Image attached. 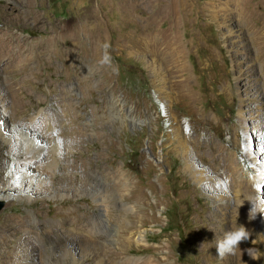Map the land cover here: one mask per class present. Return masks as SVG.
<instances>
[{"label": "rangeland", "instance_id": "rangeland-1", "mask_svg": "<svg viewBox=\"0 0 264 264\" xmlns=\"http://www.w3.org/2000/svg\"><path fill=\"white\" fill-rule=\"evenodd\" d=\"M155 1L0 0V264H264V0ZM56 120L75 138L53 151ZM33 132L46 158L23 165Z\"/></svg>", "mask_w": 264, "mask_h": 264}, {"label": "bare ground", "instance_id": "bare-ground-1", "mask_svg": "<svg viewBox=\"0 0 264 264\" xmlns=\"http://www.w3.org/2000/svg\"><path fill=\"white\" fill-rule=\"evenodd\" d=\"M152 0H129V2L131 4H136V3H142V4H147L148 2H150ZM155 1V0H154ZM168 1V4L170 5H173V4H176V2H178V0H167ZM244 1L245 0H226L225 5L223 4H217L216 2H212L210 1L209 4H208V7H210V10L211 12L214 14V16H218L219 15V11H223L227 17H231V16H235V15H238L240 16L242 19H243V4H244ZM156 2V1H155ZM189 2V0H184L182 1V5L185 7V5ZM182 6V8H183ZM188 6V5H187ZM212 7V8H211ZM214 7V9H213ZM168 9V8H167ZM171 11V10H170ZM175 11V10H174ZM239 17V18H240ZM239 21H241L239 19ZM77 22H72L71 24V27L67 26L69 28V31H76L77 29ZM154 31V30H153ZM65 32V31H64ZM143 38V37H142ZM77 39V38H76ZM146 39V38H145ZM75 41V40H74ZM8 42H11V43H15V40L14 38L12 39L11 37L9 39H7L4 43L7 44ZM150 42H153L154 44H157L159 42V40L156 38L154 39L153 41H147L145 42V44H147L148 48H149V45H150ZM4 44V45H5ZM144 44V46H145ZM14 46L13 48H10L8 50V54L6 55L8 58H10L11 60L14 59V53H15V45H12ZM5 49V48H4ZM3 49V50H4ZM3 88V90H5V87L3 86V81L0 82V89ZM7 108L8 110L10 111L11 108L10 106L7 105ZM58 120V119H57ZM54 123H46L45 124V130L47 132V137L48 140H50V142L52 141L54 144H53V151H58V141H59V138L61 137H66L67 139L68 138H75L73 134H69V128L67 129L66 128V124L63 123V122H59L57 121ZM20 123V122H18ZM85 130V129H84ZM264 130V129H263ZM263 130L259 131L258 133V139L260 140L261 142V145L263 146L262 148H264V133H263ZM45 132V133H46ZM69 132V133H68ZM72 133V132H71ZM76 136V135H75ZM41 138V136H40ZM43 139V138H42ZM56 139V140H55ZM29 145H30V152L27 154V153H24V151L22 150L20 153H19V156H23L24 157V161H23V165H27V164H32V163H40L42 162L43 159L46 158V154H47V151H43V148H44V143H42V140L39 139V135L36 133V132H33V134H31V139L28 141ZM42 145V147H38ZM47 150V149H46ZM20 151V150H19ZM68 150L66 151V155L64 157H67L68 156ZM19 157V158H20ZM18 163H20V161H18ZM235 163V162H234ZM55 165V163H52V166ZM45 168V166H44ZM48 168V167H47ZM48 170V169H47ZM264 173V172H263ZM263 173H262V177L260 178H257V182L259 183V187L257 186L256 188H253L252 190L254 191V193H260V190H261V185L264 184V178H263ZM93 176V175H92ZM98 177V175H96ZM96 177V178H97ZM95 178V177H94ZM97 183H96V187L95 189H93V196L99 200H103L105 199V194H103L104 190H105V182L101 177L97 178L96 179ZM95 184V183H94ZM245 188L239 183V181L237 182V184L235 185V191H236V197H237V204L239 206V210H240V213L242 215L245 214L246 210H247V203L244 201V196L246 197L247 194H245ZM124 192V191H123ZM253 193V192H252ZM245 194V195H244ZM104 197V198H103ZM248 197V196H247ZM245 216V215H244ZM113 230V228H112ZM111 230V234L114 232H116L115 230L112 231ZM14 233V232H13ZM4 234V233H3ZM110 234V235H111ZM4 237V236H3ZM44 242L42 241L41 243V246L42 249L43 248H47L49 246V244H43ZM24 250L27 251V252H30V251H36L37 249H39V246L37 245H30V246H26L24 245ZM16 249V248H15ZM19 249H21L19 247ZM18 251V250H17ZM24 251V252H25ZM52 251V250H51ZM112 254V253H111ZM29 255V254H27ZM113 255V254H112ZM20 256V255H19ZM22 257V256H21ZM17 258V257H16ZM100 262V261H99Z\"/></svg>", "mask_w": 264, "mask_h": 264}, {"label": "clouds", "instance_id": "clouds-1", "mask_svg": "<svg viewBox=\"0 0 264 264\" xmlns=\"http://www.w3.org/2000/svg\"><path fill=\"white\" fill-rule=\"evenodd\" d=\"M103 47L105 49V52L100 63L106 64L109 63L111 60V57L107 51V49L110 46L109 44L105 43ZM254 209H255V205L251 210L250 219H254L252 217V212ZM258 212H264V206H262L261 210ZM251 236H252V232L249 229H247L244 225L238 224L237 227L231 228V230L224 233V236L221 240L215 242V247L217 249L218 256L220 258H223L226 255H235L237 249L241 251L240 249L241 242L249 240ZM253 244H256V240L253 241ZM260 251H261L260 249L255 247L247 249V253L249 257L253 260L261 259Z\"/></svg>", "mask_w": 264, "mask_h": 264}, {"label": "water", "instance_id": "water-1", "mask_svg": "<svg viewBox=\"0 0 264 264\" xmlns=\"http://www.w3.org/2000/svg\"><path fill=\"white\" fill-rule=\"evenodd\" d=\"M0 207H2V206H0Z\"/></svg>", "mask_w": 264, "mask_h": 264}]
</instances>
